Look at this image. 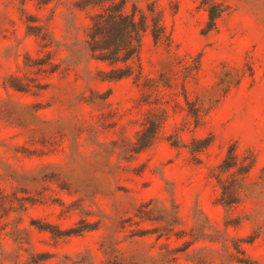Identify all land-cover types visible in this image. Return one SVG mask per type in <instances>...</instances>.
I'll list each match as a JSON object with an SVG mask.
<instances>
[{"label":"rangeland","instance_id":"374dc122","mask_svg":"<svg viewBox=\"0 0 264 264\" xmlns=\"http://www.w3.org/2000/svg\"><path fill=\"white\" fill-rule=\"evenodd\" d=\"M74 1L0 0V264H264V0H127L163 33L118 80ZM233 144L255 162L226 210Z\"/></svg>","mask_w":264,"mask_h":264},{"label":"trees","instance_id":"16d2710c","mask_svg":"<svg viewBox=\"0 0 264 264\" xmlns=\"http://www.w3.org/2000/svg\"><path fill=\"white\" fill-rule=\"evenodd\" d=\"M38 2L41 4L54 2L57 5L61 3V0H38ZM126 3L127 0L74 1V7L86 11L88 17L84 25L82 47L84 54L88 59L106 63L111 67L103 72L104 77L109 80H118L133 74L130 61L138 54L142 36L148 29L155 40H158L163 33L159 14L154 11L153 6L149 8L151 15V24H149L150 16L143 9L133 3L128 12ZM219 16L220 12L216 8L209 11L207 31L215 26ZM38 35H40L39 32ZM40 37L43 40V36ZM193 115L197 118L198 112H194ZM159 124L160 122L151 121L146 131L142 130L138 133V141L134 148L136 153L153 144ZM254 162L252 152L241 155L233 144L228 147L224 158L214 170L213 177L219 188L217 201L226 210L239 202V189ZM160 249L159 255L165 259L161 264H172L176 260L177 252L185 250V248L169 246H163Z\"/></svg>","mask_w":264,"mask_h":264}]
</instances>
